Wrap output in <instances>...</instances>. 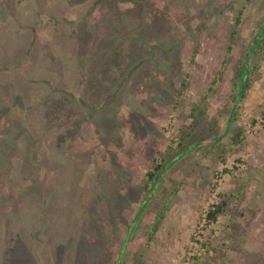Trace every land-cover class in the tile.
I'll list each match as a JSON object with an SVG mask.
<instances>
[{
	"label": "rangeland",
	"instance_id": "1",
	"mask_svg": "<svg viewBox=\"0 0 264 264\" xmlns=\"http://www.w3.org/2000/svg\"><path fill=\"white\" fill-rule=\"evenodd\" d=\"M221 192L264 264V0H0V264H207Z\"/></svg>",
	"mask_w": 264,
	"mask_h": 264
},
{
	"label": "trees",
	"instance_id": "2",
	"mask_svg": "<svg viewBox=\"0 0 264 264\" xmlns=\"http://www.w3.org/2000/svg\"><path fill=\"white\" fill-rule=\"evenodd\" d=\"M242 135V132H237L234 139H239L240 141ZM220 138L221 136L216 140H219ZM162 161H165L163 157H156L152 165V170L147 171L145 184L146 189L149 186L153 185L164 171L165 164H162ZM219 196V200L215 203H212L210 205V208L205 213V218L208 225L207 228H209L210 231L206 235H202V238L198 240V246L195 250V254L192 256L194 263L203 260L207 261V264L221 263L219 258L221 250H226L228 247L232 246V240L235 236V231L238 230L239 225L236 220V216L240 214V212L238 213L237 210L239 203L238 195L231 194L229 192H221ZM144 204L145 203L140 204L139 210L142 209L141 205ZM160 215L161 212L156 217L160 218ZM218 217H221L223 219V222H219ZM216 228H220L221 230H223V233H225V235L223 236V240L221 241L217 240L214 234Z\"/></svg>",
	"mask_w": 264,
	"mask_h": 264
}]
</instances>
